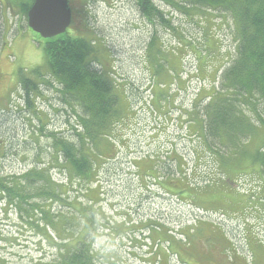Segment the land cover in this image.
Here are the masks:
<instances>
[{"label":"rangeland","instance_id":"rangeland-1","mask_svg":"<svg viewBox=\"0 0 264 264\" xmlns=\"http://www.w3.org/2000/svg\"><path fill=\"white\" fill-rule=\"evenodd\" d=\"M5 1L0 0V56L3 62L6 66L11 62L17 71L24 72L41 63L43 77L50 79L45 74L46 56L40 47L41 40L27 23V13L33 3L24 11L16 1L15 7L5 12ZM134 2L71 0L73 23L68 33L76 34L77 28L79 33L83 32L81 27L86 23L85 27L91 29L96 38L97 56L103 61H100L103 68L98 62L96 67L105 71H110L111 67L114 69L110 74L125 97L123 118L113 124L111 131V141L118 151L112 146L113 151L105 152L107 157L112 152L117 156L102 164L98 177L102 188L90 195L95 198L99 192L102 198L96 205L98 215L94 220V223L99 221V228L95 231L90 228L95 234L93 250L96 254L100 252V256L103 252L109 254L110 264H233L231 259L236 254L239 264H264V179L260 178L258 164L253 163L250 156L258 147H264V102L258 97L247 101L239 98L237 104L248 116L253 129L250 138L242 136L241 140L248 153L242 157V151L237 153L227 165L230 172L220 171L216 157L206 152L203 140L189 137L186 128L189 125L187 120L202 121L204 116L200 107L210 100L206 97L201 101L202 97L209 95L214 87L220 88L223 69L236 57L237 38L232 16L205 8L185 12L154 0L170 20L171 27H168L158 20L153 23L144 18ZM153 36L157 38L156 55L164 67L157 79H163L170 69L177 73L183 71L181 75L186 79L193 76L189 81H183L186 90L180 89L175 95L177 86L173 85L171 96H176L175 104L168 115L155 116L152 112L154 93L150 88L156 75L148 51ZM203 60L206 63L201 70ZM220 67L214 78L215 70ZM157 88L155 85L154 91ZM15 90L8 110L0 111V148L8 153L0 158L1 173H22L31 168L29 161L32 158L27 161L24 158L33 157L36 152L49 159L50 131L63 130L66 135L73 136L72 124L82 130L78 117L72 112L69 114L71 123L67 121L56 90L54 92L42 83L39 85L41 93L32 97L36 111L43 113V122L33 111H20L25 102L18 93L19 84ZM163 99L161 105L164 108L168 101ZM7 101L8 96L1 103ZM42 123L45 130H40ZM192 128L196 130L197 126ZM33 135L35 140L40 139V143L32 141ZM193 147L196 152L192 151ZM173 150L189 160L191 169L187 171L188 175L197 176L201 185L212 181V190L219 189L214 198L210 193L208 201L214 202L198 199L194 201L199 207L196 208L185 198L167 194L185 183L190 186L187 179L178 177L175 159L169 160ZM141 158L157 163L160 160V179H163L162 173H172L175 174V184H161L163 190L150 177L140 183L132 160H141L140 172L146 175L149 165ZM51 176L60 183L67 181L66 174L59 168L52 169ZM70 193L80 197L79 204L76 203L78 207L82 204L80 202L89 201L83 194L84 189L79 194L78 189ZM200 194L205 197L207 192ZM71 221L73 224L69 223ZM71 221L61 224V229L64 228L62 234L69 243L72 232L80 236L89 230L84 217L80 222L78 218ZM107 224L110 229L106 228ZM135 226L139 231H131ZM49 234L55 237L52 228ZM154 238L165 243L160 247ZM87 239L92 240L91 235ZM57 248L51 238L44 237L36 227L25 225L15 207H8L3 199L0 200V259L9 264H31L32 261L37 264L39 260L54 264L58 259ZM158 258L160 261L154 262ZM106 260L99 258L100 263Z\"/></svg>","mask_w":264,"mask_h":264},{"label":"trees","instance_id":"trees-1","mask_svg":"<svg viewBox=\"0 0 264 264\" xmlns=\"http://www.w3.org/2000/svg\"><path fill=\"white\" fill-rule=\"evenodd\" d=\"M16 1L21 4L24 11H27L34 2V0H6L3 6L5 12L13 9ZM159 1L174 9L186 10L185 12H189L193 8H205L211 11H222L221 14L232 16L237 38L236 57L223 69L220 76V88L214 87L209 95L202 97L201 101L206 97L210 98L206 104L200 107V109H203L201 111L204 119L202 118V121L187 120L189 123V125L187 124L188 134L192 135L194 139L203 140L206 152L216 157L220 171L223 169L224 172H230L228 166L230 161L235 159L237 153L242 151L241 157L248 153V150L242 147L241 140L242 136L250 138L249 135L253 129L248 116L237 104L240 102L239 98L247 101V99L258 97L257 99L264 102V0ZM134 3L147 20L153 23L158 20L160 23L171 27L170 20L166 18L164 10L154 0H135ZM85 25L81 27L83 32L79 33V28H77L76 34H70L67 29L66 33L51 39H43L36 34L41 40L40 47H42L44 56H46L45 74H48L51 78H44V68L38 65L37 68L21 72L17 82L20 85V90L17 92L25 102L20 111L25 113L33 111L34 114H37V118L39 117V121L43 122L44 119L41 116L43 113L36 111L32 97L35 93H41L39 85L44 83L48 89H52L54 92L56 90L59 94L58 98L62 102V110L67 114V121L71 123L69 114L72 112L78 117L82 130L76 124H72L73 136L66 135L63 130L50 131L48 138H51V144L47 149L49 159L43 156L41 152H36L33 157L29 155L24 158L25 161L32 158L29 161V163H32V167L27 168L24 172L1 173L0 171V200L3 199L8 207H15L17 214L25 221V225L31 224L42 232L44 237L51 238L53 245L58 247V259L55 260V263L52 262L54 264L111 263L109 254L106 255L103 252L100 256V252L96 254L93 250L95 234L92 233L90 228L94 229L93 231L99 228L100 224H97L99 221L94 223V220H97L96 215H98L96 205L102 201V198L99 192L97 193L99 196L96 195L95 198L90 197V195L102 188L98 180L102 164L105 163V160H111L117 156L116 153L113 156L112 152V155L107 157L105 152L113 151L112 126L123 118L121 117L124 109L122 103L125 101V97L115 78L110 74L113 73L114 69L111 67L110 71H105L96 67V62L102 66L101 62L103 61L97 56L98 48L95 47L94 41L96 38L92 30H88ZM78 33L79 35H77ZM155 36L152 38L148 51L149 61L154 65L153 73L156 75H154L150 89L152 94L154 93L152 112L155 116H160L161 114L168 115L174 108L176 97L174 95L180 89L186 90L185 83H183L186 78L181 75L183 71L177 73V71L170 69L163 79H157V74L160 75L164 67L158 59L159 56L156 55L155 40L157 38ZM202 55L200 53V56ZM205 63V60H203L199 69L202 70L201 66ZM220 70L221 67L215 70L214 78L218 76ZM192 77L188 76L186 80L189 81ZM155 85L158 88L154 91ZM173 85L177 86V90L174 91L175 93L173 92L174 98L171 96ZM162 95L164 99L167 97V100H164ZM162 99L168 101L167 107H162ZM194 126H197L196 130L192 128ZM40 130H45L44 123L40 125ZM34 135L32 141L40 143L39 138L38 140L33 138ZM105 135L106 137H104ZM113 137H116V135ZM108 144L110 147H108ZM106 149L108 151H105ZM114 149L117 148L114 146ZM223 149L225 150L223 151ZM192 151H195L194 147ZM7 154V151L1 147L0 158H4ZM171 154L169 160L175 159L177 162L178 177L183 176L190 183V186L185 183L186 186L182 185L178 186L181 189L176 187L177 189L166 191L167 194L178 199L185 198L187 202L196 208L199 207L195 205V200L202 199L207 202H214V200L208 201L210 193H213L212 198H214V194L219 190L217 188L214 191L212 190L213 182L209 181L208 184L201 185L197 176L187 174L191 166L189 160L185 158L186 156H182L176 150L171 151ZM187 154L189 155V153ZM250 156L252 162L258 164L260 178L264 179V147H258L250 153ZM141 159L149 165L146 175L140 172L139 163H141V160H132L133 165L137 167L136 173L139 175L140 183L150 177L163 190L165 189L161 184L170 182L175 184V174L162 173L163 179H160L161 175L158 172L160 160L157 163L154 160L148 162L149 159ZM55 168H59L61 173L66 174V182L60 183L53 180L51 174L52 169ZM230 178H233V176ZM185 180H183V183ZM77 189V194L83 192L84 189L83 194L90 202H80L82 204L79 207L76 206L80 197L73 196L70 191L74 192ZM201 192H207L206 196H202ZM83 217L89 230L81 234L78 241L77 237L79 235L72 232V240L69 243V241H66L65 235L62 234L64 228L61 229V224L75 218H78L80 222ZM69 223L73 224V221ZM50 228L55 232V237H50ZM106 228L110 229L109 224L106 225ZM131 231H139V228L135 226ZM88 235H91L92 240L87 239ZM153 241L160 243V247L165 243L155 238ZM156 246L158 245L156 244ZM100 257L107 260L100 263ZM232 259L233 264H239ZM159 261L158 258L154 262L158 263ZM38 262L37 264H50L43 263L42 260ZM0 264L9 263L0 259ZM31 264H34L33 261Z\"/></svg>","mask_w":264,"mask_h":264},{"label":"water","instance_id":"water-1","mask_svg":"<svg viewBox=\"0 0 264 264\" xmlns=\"http://www.w3.org/2000/svg\"><path fill=\"white\" fill-rule=\"evenodd\" d=\"M72 16L70 0H34L27 23L43 39H51L67 32Z\"/></svg>","mask_w":264,"mask_h":264},{"label":"flooded vegetation","instance_id":"flooded-vegetation-1","mask_svg":"<svg viewBox=\"0 0 264 264\" xmlns=\"http://www.w3.org/2000/svg\"><path fill=\"white\" fill-rule=\"evenodd\" d=\"M20 76V71L16 70L15 65H12V63L9 62L8 66H6L0 56V104L8 103V101L5 103H1V101L8 96L7 94L9 93V89H13L15 87V83Z\"/></svg>","mask_w":264,"mask_h":264},{"label":"bare ground","instance_id":"bare-ground-1","mask_svg":"<svg viewBox=\"0 0 264 264\" xmlns=\"http://www.w3.org/2000/svg\"><path fill=\"white\" fill-rule=\"evenodd\" d=\"M186 11V10H185ZM22 19V18H21ZM6 22V21H5ZM12 26V25H11ZM1 28V27H0ZM6 30V29H5ZM5 34H7V33H5ZM13 38V37H12ZM114 73V72H113ZM35 77V76H34ZM219 78V77H218ZM9 81V80H8ZM38 82V81H37ZM124 82V81H123ZM8 83V82H7ZM12 83V82H11ZM14 86V85H13ZM9 87H11V86H9ZM135 87V86H134ZM13 88V87H12ZM1 97H2V95H1ZM62 98V97H61ZM17 99V98H16ZM53 99V98H52ZM251 109V108H250ZM198 111V110H197ZM254 111V110H253ZM206 112V111H205ZM203 114V113H202ZM207 114V113H206ZM197 115V114H196ZM195 115V116H196ZM30 116V115H29ZM198 116V115H197ZM39 118V117H38ZM37 118V119H38ZM31 123V122H30ZM71 134V133H70ZM180 134V133H179ZM22 147V146H21ZM159 149V148H158ZM158 151V150H157ZM14 152V151H13ZM55 152V151H54ZM215 152H216V150H215ZM218 152V151H217ZM15 153V152H14ZM56 154V153H55ZM55 156V155H54ZM6 157V156H5ZM55 161V160H54ZM56 162V161H55ZM60 164V163H59ZM168 169V168H167ZM191 169V168H190ZM167 171V170H166ZM103 179V178H102ZM140 193H142V192H140ZM104 197V196H103ZM141 197V196H140ZM112 203V202H111ZM80 237V236H79ZM78 239V238H77ZM83 241V240H82ZM81 242V241H80ZM92 243V242H91ZM66 245V244H65Z\"/></svg>","mask_w":264,"mask_h":264},{"label":"crops","instance_id":"crops-1","mask_svg":"<svg viewBox=\"0 0 264 264\" xmlns=\"http://www.w3.org/2000/svg\"><path fill=\"white\" fill-rule=\"evenodd\" d=\"M233 257L235 258V259L234 258L233 259L237 262V254L234 255Z\"/></svg>","mask_w":264,"mask_h":264}]
</instances>
